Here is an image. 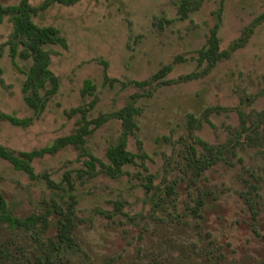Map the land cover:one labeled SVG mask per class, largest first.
Listing matches in <instances>:
<instances>
[{
    "label": "rangeland",
    "instance_id": "obj_1",
    "mask_svg": "<svg viewBox=\"0 0 264 264\" xmlns=\"http://www.w3.org/2000/svg\"><path fill=\"white\" fill-rule=\"evenodd\" d=\"M179 1L79 0L40 10L34 21L58 28L66 45L45 46L59 87L39 113L25 100L33 60L12 56L14 25L9 17L0 23V114L30 119L16 125L0 117L1 145L15 153L41 149L79 131L84 118L129 103L139 109L127 146L145 157L124 166L119 177L82 173L89 158L73 145L35 158L36 178L0 157V192L15 216L45 213L53 202L67 207L75 197L74 235L82 251L74 264H264V134L250 144L241 128L242 113L249 125L264 110V21L245 46L231 50L264 13V0H203L187 18ZM29 2L39 7L44 0ZM218 22L221 49L230 55L208 73L182 79L207 67L198 65V52ZM166 64L172 70L164 80L136 84ZM50 88L48 83L40 94ZM89 128L87 149L108 163L106 152L123 132L122 119ZM237 138L234 151L200 178L188 167L190 145L205 153L198 139L222 146ZM149 175L151 189L145 185ZM172 185L175 194L168 195ZM199 197L206 204L197 216ZM55 235L52 227L44 238ZM0 248L14 263L32 262L38 253L30 233L2 221Z\"/></svg>",
    "mask_w": 264,
    "mask_h": 264
},
{
    "label": "trees",
    "instance_id": "obj_2",
    "mask_svg": "<svg viewBox=\"0 0 264 264\" xmlns=\"http://www.w3.org/2000/svg\"><path fill=\"white\" fill-rule=\"evenodd\" d=\"M79 0H44L39 6H33L29 0H20L17 4L5 5L0 3V23L6 17H9L14 25V31L10 38L11 54L13 57L18 54L23 59H32L33 64L27 71V79L24 84V91L27 93L25 100L37 113L43 111L47 98L54 94L59 87V79L50 69V52L45 48L48 44L66 45L65 39L60 35V30L54 26H40L34 21V16H37L40 10L47 9L54 3L64 5H71ZM203 0H180L179 12L182 18H187L192 9H196ZM222 8L217 12L218 20H220ZM264 21V13L256 18L253 23L245 29L243 35L238 38L232 45L231 50L239 49L245 46L250 36L254 33L255 28ZM220 23L218 22L212 29L208 38L207 46L199 50L198 65L202 66L207 62V67L201 72L188 74L182 79H192L208 73L216 64L230 55V51L222 50L220 46V37L218 31ZM20 46L22 49L19 51ZM172 70V65L166 64L159 71H157L150 80L136 82V84L143 86L148 85L151 81L164 80L167 74ZM51 88L46 91L45 96L40 94V90L45 88L47 84ZM86 88L92 89L93 85L91 80H86ZM82 110V109H81ZM80 111V108L74 109ZM139 113V109L133 104H126L120 110L108 115H102L98 118L87 120L84 118L83 125L79 131L70 135L58 138L55 143L41 149L32 150L28 152L15 153L11 149L6 148L0 144V157L10 161L13 166L18 170H23L28 173L32 178L37 175L34 172L32 161L48 153H54L57 150L67 145L77 147L82 155L87 156L89 159L84 161L86 169L82 173L94 176L98 172H104L112 177H119L124 174V166L129 164H136L137 158L145 157V153H133L128 149V136L137 127L135 116ZM85 116V111H84ZM242 133L246 134V140L252 144L256 139L264 134V110L256 112L253 121L248 125L246 114L242 113ZM0 117L9 119L16 125H27L30 119H18L13 116L0 114ZM110 117H117L122 119L123 132L119 139L111 144L106 152L108 163L95 157L86 147V136H88L92 129L91 123L100 126L105 123ZM191 122L193 120V115ZM203 145L205 153L199 155L196 148L190 145L188 148V167H192L197 178L219 161L225 158V153L234 151L239 143V138L231 140L222 146L210 145L198 139ZM100 166V169H98ZM98 169V170H97ZM70 189L73 188L70 176H65ZM49 184L56 185L52 180L47 177ZM145 184L148 189L152 188L153 176L149 175ZM166 193L168 195L175 194L174 186H167ZM76 200L71 196V201L67 207H64L58 202H53V205L41 214H30L25 217L15 216L11 211L4 195L0 192V221L6 222L10 227L21 229L31 234L32 239L36 243L38 251L35 254L33 261H28L27 264H74L73 256L82 251L75 235L73 215L75 213L74 206ZM206 201L204 198L199 197L196 207L193 210L195 215H199L200 210L204 207ZM55 227L56 235L54 237L44 238V234L49 229ZM8 251L0 248V264H26L25 261L20 263L9 262ZM86 264V263H82Z\"/></svg>",
    "mask_w": 264,
    "mask_h": 264
}]
</instances>
